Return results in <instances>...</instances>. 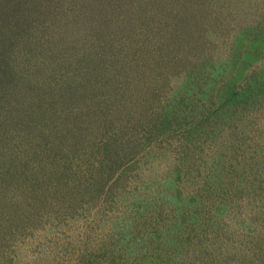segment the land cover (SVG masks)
<instances>
[{"label":"rangeland","instance_id":"rangeland-1","mask_svg":"<svg viewBox=\"0 0 264 264\" xmlns=\"http://www.w3.org/2000/svg\"><path fill=\"white\" fill-rule=\"evenodd\" d=\"M232 3L229 8L220 0H204L198 1V12L190 9L198 15L191 23L198 24L199 34L205 32L198 39L202 58H210V63L205 60V82L180 79L182 96L190 98L185 109L193 108L195 115L165 138L150 134L143 124L152 114L146 88L154 85L149 79L155 73L150 76L152 66L139 70L140 81L122 88L112 103L117 116L94 128L86 124L76 151L66 148L50 163L61 172L59 179L69 181L70 191L57 205L52 202L55 208L41 223L40 218L29 219L24 229L4 235L0 264H264V98L258 108L243 105L236 127L218 131L217 140L211 129L213 122L220 123L219 113L235 115L213 107L224 83L233 80L240 91L256 77L264 87V37L251 42L258 21L264 36V0ZM0 10L5 12L1 30L20 8L11 17L9 0H0ZM207 34L213 43L207 42ZM2 39L0 59L5 60ZM13 67L22 71L25 59L14 60ZM203 118L207 121L198 125ZM244 147H258V153L248 159L232 149ZM215 153L230 167L223 188L214 186L210 192L204 180L213 173ZM242 162L258 163V170L249 173L241 190H230L235 178L231 164ZM121 233L130 236V243L114 244ZM121 246L115 253L113 248ZM114 255L122 258L112 263Z\"/></svg>","mask_w":264,"mask_h":264},{"label":"trees","instance_id":"trees-1","mask_svg":"<svg viewBox=\"0 0 264 264\" xmlns=\"http://www.w3.org/2000/svg\"><path fill=\"white\" fill-rule=\"evenodd\" d=\"M198 1L204 0H9L11 17L20 10L0 30L6 44L1 53L7 54L5 60L0 59V242L13 228L24 229L26 220L40 218L41 223L56 200L65 198L69 181L58 178L61 172L50 167L53 159L66 154V148L76 151L86 124L94 128L117 116L112 103L122 88H134L140 81L139 70L152 66L149 74L155 73L149 79H154V85L146 88L152 114L143 124L150 134L169 136L187 124L186 117L195 115L193 108L185 109L190 98L182 96L180 79L206 80L205 60L210 58L203 59V50L198 48L205 32L199 34L198 24L191 23L198 15L190 9L198 12ZM233 1L220 0L229 3V8ZM4 15L0 10V22ZM257 23L252 43L264 37ZM53 33L52 42L49 35ZM207 42L213 43L209 35ZM17 59H25L22 71L13 67ZM256 82L250 81L240 91L235 81L224 83L216 101L212 100L213 107L235 115L218 114L220 123L211 126L215 140L218 131L236 127V113L243 105L258 108L262 104L264 87ZM73 118L81 119L80 123ZM204 121L198 119V125ZM232 149L248 159L258 153V147ZM223 159L220 153L214 154L205 190L223 188V176L230 167L220 162ZM258 165L231 164L235 178L230 190H241ZM43 175L47 178L42 179ZM215 211L218 216L222 213ZM129 237L116 235L114 244L130 243ZM122 248L113 250L117 253ZM111 258L114 263L122 256ZM157 264L163 263L157 260Z\"/></svg>","mask_w":264,"mask_h":264}]
</instances>
